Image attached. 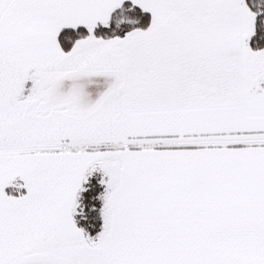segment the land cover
Masks as SVG:
<instances>
[{"label": "snow or ice", "instance_id": "6c2138e0", "mask_svg": "<svg viewBox=\"0 0 264 264\" xmlns=\"http://www.w3.org/2000/svg\"><path fill=\"white\" fill-rule=\"evenodd\" d=\"M0 264H264V0H0Z\"/></svg>", "mask_w": 264, "mask_h": 264}]
</instances>
